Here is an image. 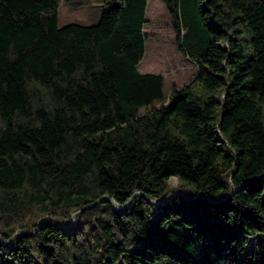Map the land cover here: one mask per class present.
<instances>
[{
  "label": "trees",
  "instance_id": "16d2710c",
  "mask_svg": "<svg viewBox=\"0 0 264 264\" xmlns=\"http://www.w3.org/2000/svg\"><path fill=\"white\" fill-rule=\"evenodd\" d=\"M160 1L197 67L167 97L147 0H0V264H264V0Z\"/></svg>",
  "mask_w": 264,
  "mask_h": 264
},
{
  "label": "rangeland",
  "instance_id": "374dc122",
  "mask_svg": "<svg viewBox=\"0 0 264 264\" xmlns=\"http://www.w3.org/2000/svg\"><path fill=\"white\" fill-rule=\"evenodd\" d=\"M75 1L78 2L77 5L73 4ZM114 4L115 0H60L58 25L96 24L101 13ZM146 19L145 52L138 63V69L143 73L161 74L162 90L167 97L172 86L182 87L189 84L196 75L197 67L176 48L171 22L160 0H147ZM169 188H177L175 177L170 178ZM250 247L251 244L246 248V252Z\"/></svg>",
  "mask_w": 264,
  "mask_h": 264
},
{
  "label": "water",
  "instance_id": "95a60500",
  "mask_svg": "<svg viewBox=\"0 0 264 264\" xmlns=\"http://www.w3.org/2000/svg\"><path fill=\"white\" fill-rule=\"evenodd\" d=\"M182 193L181 192H179V191H174V192H172L170 195H169V197H167V198H165V199H161L160 201H151V200H148L150 203H152V204H158V203H160V202H164V201H166V200H168L170 197H172V196H176V195H181ZM135 195V194H134ZM133 195V196H134ZM184 196V195H183ZM104 201H108V202H110L111 203V205L113 206V208L116 210V211H122V210H124V209H126L127 208V206H128V204L130 203V201H131V198L128 200V202L127 203H125V204H118V203H116L113 199H111V198H109V197H107V196H103L97 203H101V202H104ZM96 203V204H97ZM94 205H90V206H87V207H85V208H83V209H89V208H91V207H93ZM79 211H81V210H79ZM79 211H77V212H75L72 216H71V220L66 224V225H64V224H61V225H56V224H54L51 220H49V219H47L46 221L47 222H49V223H51V224H54V225H56V226H59L60 228H63V229H65L67 226H69L71 223H72V220H73V218H74V216L79 212ZM38 227H39V224H38V226H37V228L35 229V231L38 229ZM34 231V232H35ZM28 233L27 232H19V233H16L15 235H27ZM0 244H4V243H1L0 242Z\"/></svg>",
  "mask_w": 264,
  "mask_h": 264
},
{
  "label": "crops",
  "instance_id": "0c3cea01",
  "mask_svg": "<svg viewBox=\"0 0 264 264\" xmlns=\"http://www.w3.org/2000/svg\"><path fill=\"white\" fill-rule=\"evenodd\" d=\"M74 3H76V5L78 4V2H76V1H75V2H73V4H74Z\"/></svg>",
  "mask_w": 264,
  "mask_h": 264
}]
</instances>
